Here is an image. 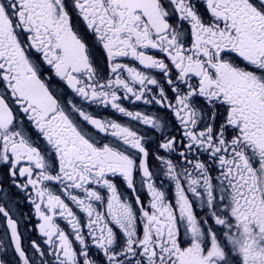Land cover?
<instances>
[{
    "label": "snow or ice",
    "instance_id": "obj_1",
    "mask_svg": "<svg viewBox=\"0 0 264 264\" xmlns=\"http://www.w3.org/2000/svg\"><path fill=\"white\" fill-rule=\"evenodd\" d=\"M0 170L15 264H264V0H0Z\"/></svg>",
    "mask_w": 264,
    "mask_h": 264
},
{
    "label": "flooded vegetation",
    "instance_id": "obj_2",
    "mask_svg": "<svg viewBox=\"0 0 264 264\" xmlns=\"http://www.w3.org/2000/svg\"><path fill=\"white\" fill-rule=\"evenodd\" d=\"M125 105L132 107L131 105H128V102L125 101ZM137 107L140 110H150V111H155V109H152L150 106H144L142 104H138ZM104 117H109L111 115L110 111H105L101 113ZM4 173L2 170H0V179H3ZM137 183H139V178H137ZM121 191H124L123 185H119ZM5 191H7V187L5 188ZM13 192H16L17 195L15 196V202L18 203L19 205V210L23 211L24 213L28 214L31 212L30 206L28 205L26 199H24V194L19 193L18 190L13 189ZM9 195H11L9 193ZM105 195H106V190H105ZM101 210L104 211L106 210V205L101 206ZM4 219L3 217H0V260H4L7 262V264H15V255L13 248L10 244V239L8 235H5V229H4ZM36 223L35 218L33 217L31 223L28 225L27 228H25L24 221L21 220V225H20V231L24 235V243L25 246L28 245L29 241L31 239H40L38 236V233L36 231L32 230V225Z\"/></svg>",
    "mask_w": 264,
    "mask_h": 264
}]
</instances>
